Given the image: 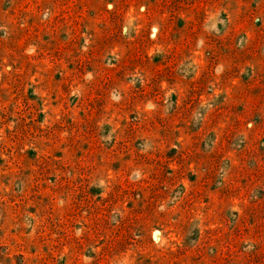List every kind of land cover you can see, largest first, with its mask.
Instances as JSON below:
<instances>
[{
  "label": "rangeland",
  "instance_id": "obj_1",
  "mask_svg": "<svg viewBox=\"0 0 264 264\" xmlns=\"http://www.w3.org/2000/svg\"><path fill=\"white\" fill-rule=\"evenodd\" d=\"M0 264H264V0H0Z\"/></svg>",
  "mask_w": 264,
  "mask_h": 264
}]
</instances>
